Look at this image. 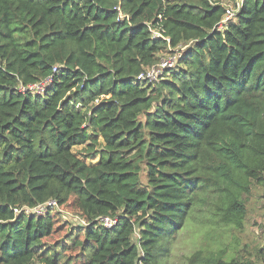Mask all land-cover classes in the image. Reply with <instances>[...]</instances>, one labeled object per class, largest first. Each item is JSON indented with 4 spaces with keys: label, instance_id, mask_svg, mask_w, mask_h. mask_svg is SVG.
<instances>
[{
    "label": "trees",
    "instance_id": "obj_1",
    "mask_svg": "<svg viewBox=\"0 0 264 264\" xmlns=\"http://www.w3.org/2000/svg\"><path fill=\"white\" fill-rule=\"evenodd\" d=\"M224 1L0 0V264H160L196 205L243 228L264 189V0L220 30ZM178 46L157 82L136 81ZM49 200L87 226L26 213ZM224 254L187 261L264 264V248Z\"/></svg>",
    "mask_w": 264,
    "mask_h": 264
},
{
    "label": "rangeland",
    "instance_id": "obj_2",
    "mask_svg": "<svg viewBox=\"0 0 264 264\" xmlns=\"http://www.w3.org/2000/svg\"><path fill=\"white\" fill-rule=\"evenodd\" d=\"M173 59L171 52L160 56V62L171 63L175 61ZM72 151L77 153L79 148H73ZM96 162L97 156L86 161L87 164ZM72 216L73 214L66 212L60 213L62 222H68L75 228L78 225ZM72 237L69 232L54 236L53 241L58 239L56 250L59 252L63 245L70 244ZM167 245L168 254L161 257L160 264H188L187 259L198 250L203 252L224 250L226 260L239 257L256 261L257 251L264 248V189L253 187L247 202V219L241 230L214 222L204 209L196 205L189 211L182 228Z\"/></svg>",
    "mask_w": 264,
    "mask_h": 264
},
{
    "label": "built area",
    "instance_id": "obj_3",
    "mask_svg": "<svg viewBox=\"0 0 264 264\" xmlns=\"http://www.w3.org/2000/svg\"><path fill=\"white\" fill-rule=\"evenodd\" d=\"M243 0H228L222 2L224 8H225V13L223 15L222 21L219 25V29L222 30L226 25L232 21L235 20L236 15L238 14L241 4ZM125 16L119 12L118 13V20H123ZM160 18V17H159ZM148 30L151 34V38L154 40H162L166 43H170V40L168 37L165 36V31L163 27L161 26L160 23L157 24H147ZM184 50V47L178 46L174 49H169L170 52L173 53V62L167 63V62H160L157 65H154L150 68H147L144 72L139 74L136 78L137 82H147V83H155L158 81L159 77L162 75L163 71L165 69H169L174 67V63L176 60H178L181 57V52ZM177 63V62H176ZM55 70V69H54ZM51 79L47 78L44 81L27 85V86H19L18 90L20 93H31L36 94V95H41L46 87L50 84ZM26 213L28 214H33L35 216L42 217L44 215H47L48 213H51L53 211H60L58 208V204L55 200H49L43 204H40L32 209H26ZM62 212V211H60ZM73 221L75 222L76 225L78 226H87V223L79 218L76 215L72 216ZM99 225H101L105 229H111L114 225H116V220L108 218V217H101L98 219ZM135 238L137 239L138 236L135 233ZM36 264H41V263H36Z\"/></svg>",
    "mask_w": 264,
    "mask_h": 264
}]
</instances>
